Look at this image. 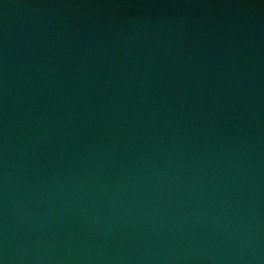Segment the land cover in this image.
<instances>
[{
	"label": "water",
	"instance_id": "1",
	"mask_svg": "<svg viewBox=\"0 0 264 264\" xmlns=\"http://www.w3.org/2000/svg\"><path fill=\"white\" fill-rule=\"evenodd\" d=\"M0 264H264V0H0Z\"/></svg>",
	"mask_w": 264,
	"mask_h": 264
}]
</instances>
